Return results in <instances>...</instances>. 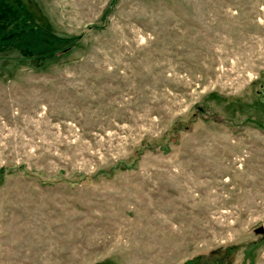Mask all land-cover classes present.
Returning <instances> with one entry per match:
<instances>
[{
    "label": "rangeland",
    "instance_id": "obj_1",
    "mask_svg": "<svg viewBox=\"0 0 264 264\" xmlns=\"http://www.w3.org/2000/svg\"><path fill=\"white\" fill-rule=\"evenodd\" d=\"M11 1L0 264H264V0Z\"/></svg>",
    "mask_w": 264,
    "mask_h": 264
},
{
    "label": "trees",
    "instance_id": "obj_2",
    "mask_svg": "<svg viewBox=\"0 0 264 264\" xmlns=\"http://www.w3.org/2000/svg\"><path fill=\"white\" fill-rule=\"evenodd\" d=\"M2 1V0H1ZM14 1V3H16V2H19L20 0H13ZM9 2L10 3H12V1L11 0H9ZM2 4V3H1ZM0 6H2V5H0ZM10 6H13L14 7V4L12 3V4H10ZM15 6H16V4H15ZM4 7V6H3ZM2 7V8H3ZM9 13H11V11H12V13L13 12H15L16 11V9L15 10H13V9H11V7H10V9H9ZM18 12H20V9L18 8ZM0 13H2V12H0ZM15 21H17V20H15ZM18 23H20L19 21H17V24ZM7 28H2V29H0V48L1 47H3L4 45H5V43H6V41H7V39H12L13 38V36H8L7 37V39H6V36L4 37V36H2V31L3 30H6ZM48 39H49V37L47 36V35H45ZM55 39H56V42H61V43H65L66 44V42H69L70 40H62V39H59V38H56L55 37ZM31 41H32V38H31ZM31 41H28L27 42V46H30L31 44H32V42ZM46 41H48L47 39H46ZM55 41V40H54ZM48 43H50L49 41H48ZM50 45H51V43H50ZM32 49V48H31ZM25 51V50H24ZM32 53V52H31ZM48 56L47 55H45L44 56V58H47Z\"/></svg>",
    "mask_w": 264,
    "mask_h": 264
}]
</instances>
